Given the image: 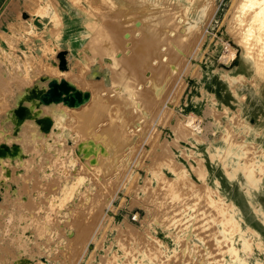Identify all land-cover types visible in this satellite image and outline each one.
Listing matches in <instances>:
<instances>
[{"label": "rangeland", "instance_id": "rangeland-1", "mask_svg": "<svg viewBox=\"0 0 264 264\" xmlns=\"http://www.w3.org/2000/svg\"><path fill=\"white\" fill-rule=\"evenodd\" d=\"M84 2L67 51L59 16L0 13V264H239L231 239L264 264V4L172 0L176 44L149 1ZM53 85L85 114L36 115Z\"/></svg>", "mask_w": 264, "mask_h": 264}, {"label": "bare ground", "instance_id": "bare-ground-1", "mask_svg": "<svg viewBox=\"0 0 264 264\" xmlns=\"http://www.w3.org/2000/svg\"><path fill=\"white\" fill-rule=\"evenodd\" d=\"M108 1V0H107ZM113 1H120V0H110V2H113ZM144 1H149V3H152L153 5H156L157 7L160 8V10L162 11V13L159 15V18H160V21L159 23L161 24V26L164 28V33L166 34L167 37V41L168 43H179L180 42H183V39H185L187 42L190 41L192 39V35L194 33V31L199 27V23L194 19L192 18L188 13L187 14H183V13H179L178 10H176V8H173L174 7V4H171L172 0H167L166 2L167 3H161L159 0H144ZM260 2V5L261 4H264V0H259ZM258 2V3H259ZM254 3L253 0H251V4ZM112 4V3H111ZM146 5V4H145ZM173 5V6H172ZM253 5V4H252ZM259 5V6H260ZM262 6V5H261ZM177 7V6H176ZM208 7V6H207ZM207 7L206 6H202V7H199L201 8L200 9V14H199V20H202L204 21L206 19V14H207ZM261 10V8H259ZM258 10V8H257ZM259 11V10H258ZM257 11V12H258ZM256 12V10H255ZM256 12V13H257ZM259 14L258 15H262L260 12H258ZM263 13V12H262ZM256 15V14H255ZM254 15V16H255ZM257 16V15H256ZM176 17V18H175ZM261 17V16H260ZM259 17V19H260ZM258 18V16L256 17V19ZM264 18V13H263V17ZM178 19V20H177ZM255 17H254V22H255ZM258 20V19H257ZM147 21V20H146ZM253 21V20H252ZM258 22H260V20H258ZM179 23L181 24V29H177V27L179 26ZM261 23V22H260ZM256 24V23H255ZM258 24V23H257ZM177 25V27H176ZM252 25V23H251ZM174 27L172 29H166L167 27ZM263 27V21H262V25H261V28ZM251 28V27H250ZM249 28V29H250ZM256 30V29H254ZM262 31V30H261ZM264 32V31H263ZM253 33L255 34V32H253V30L250 29V31L248 32L249 35H253ZM260 34V35H258ZM258 34L256 32V37L257 40L260 42V46H258V49L260 48V52L262 53L263 51V55H264V36H261V33L260 31H258ZM263 34V33H262ZM91 35V34H90ZM92 36V35H91ZM82 37V36H81ZM254 38V40H255ZM258 41H257V45H258ZM185 44V42H183ZM180 44V43H179ZM254 45V44H253ZM175 47V46H173ZM261 54V56H263ZM227 56V55H226ZM230 56V55H229ZM228 56V57H229ZM113 57V56H112ZM227 57V58H228ZM223 58V57H222ZM227 58L225 59L227 61ZM224 60V59H223ZM114 62H116L115 58H114ZM112 62V63H114ZM117 63V62H116ZM115 64V63H114ZM95 70V69H94ZM95 74V72H94ZM96 75V74H95ZM94 76V75H93ZM107 76V75H106ZM109 76V75H108ZM60 83V82H58ZM68 83V82H67ZM73 84V83H72ZM71 85V84H70ZM64 87H67V84L64 85ZM97 87V86H96ZM58 88L57 85H53L51 88H50V92L49 94H47V96L44 97V100L46 102V104L48 103L49 105V110L50 112H42V111H36V115H41L43 117H47L49 119H52L53 122H50L51 125H57L59 123H62V119L63 117H65V109L68 110H71L72 112L76 113V115H79L78 113H81L80 115H82V113H84V111L82 112V110L86 109V105H85V101H87V99L92 97L91 95H89L88 93L84 94V96H82L80 99H77L75 101H72L73 105H69V102L67 101V104L68 106L64 107H59L58 106V102H59V92H58ZM74 88V87H73ZM66 89V88H65ZM75 89V88H74ZM96 89V88H95ZM38 90V89H36ZM35 90V91H36ZM76 91V90H75ZM75 93V92H74ZM77 93V92H76ZM71 94V93H70ZM73 94V93H72ZM78 94V93H77ZM82 95V94H81ZM64 96V95H63ZM73 96V95H72ZM80 96V95H79ZM91 96V97H90ZM96 96V94H95ZM73 97H71L72 99ZM99 98V97H98ZM101 98V97H100ZM70 99V97L68 98ZM75 99V97H74ZM96 99V97H95ZM24 100V99H23ZM32 100V99H31ZM94 100V99H93ZM44 102V103H45ZM64 103L65 100H64ZM95 104V103H94ZM98 104V103H97ZM96 104V105H97ZM79 105V108L83 105H85L84 107H82V109L80 110L77 106ZM100 104H98L99 106ZM97 106V107H98ZM15 108V107H14ZM157 108V107H156ZM98 109V108H97ZM100 110V109H98ZM34 112V111H33ZM86 112V111H85ZM103 112V111H102ZM85 114V113H84ZM88 114V113H87ZM85 116V115H84ZM83 116V117H84ZM39 117V116H38ZM82 117V118H83ZM16 118V116H15ZM26 118V117H24ZM37 118V117H36ZM86 118V116H85ZM31 119V118H30ZM89 119V118H88ZM87 120V118H86ZM48 120H42L40 123H37L34 121H28V123L26 122L27 124V133L26 134H29L31 135L32 137V140L33 141H36L39 137V133H37L36 130H39V132H41V129L42 127L44 126H47L48 125ZM85 122V121H84ZM87 130V129H86ZM44 132V131H43ZM40 135H43L42 132ZM102 157V156H101ZM243 182V181H242ZM75 184H72L70 188H64L66 193H63L64 191L62 190V193H63V199L66 200L67 198H69V196L73 193V191L76 188V185H78V181L77 182H74ZM252 199L254 200V204L256 203V200L255 198L253 197V195L251 196ZM246 200V199H245ZM257 207V206H256ZM61 210V209H60ZM100 224V223H99ZM246 222L245 220L243 221V225L244 227L246 226ZM255 231V230H254ZM224 234V233H223ZM225 235V234H224ZM248 239V238H247ZM257 240L263 244L264 246V237L260 234L259 237L257 238ZM232 241V245L230 244H227V245H230V249L232 250V252L230 254H236L235 256H238V260H239V264H251V256H252V251L251 252H245L243 247L241 245H234V239H231ZM194 242V241H193ZM229 243V242H228ZM233 248V249H232ZM222 249V248H221ZM241 250L243 252H241ZM196 254L193 252V256H195ZM234 257V256H233ZM232 258V257H231ZM236 259V258H235ZM202 261V260H200ZM224 261V259H223ZM237 262V261H236ZM202 264H211L209 262V260L207 259V257H205V260L203 262H201ZM232 264V263H231Z\"/></svg>", "mask_w": 264, "mask_h": 264}, {"label": "crops", "instance_id": "crops-1", "mask_svg": "<svg viewBox=\"0 0 264 264\" xmlns=\"http://www.w3.org/2000/svg\"><path fill=\"white\" fill-rule=\"evenodd\" d=\"M85 2L84 0H9L7 6L11 12H20L22 16L34 19L37 23L42 22L41 17L50 18L52 14L53 17L59 16L60 19L59 17L58 19L62 23L64 31L61 36L62 48L67 51L68 44H76L77 41L81 40L79 34L80 31L84 30L86 24H92L90 23L91 13L86 12L84 8ZM8 14L10 12H6V21L10 17Z\"/></svg>", "mask_w": 264, "mask_h": 264}, {"label": "water", "instance_id": "water-1", "mask_svg": "<svg viewBox=\"0 0 264 264\" xmlns=\"http://www.w3.org/2000/svg\"><path fill=\"white\" fill-rule=\"evenodd\" d=\"M9 0H4V2L2 3L1 7H0V13L1 11L4 9L5 5L7 4Z\"/></svg>", "mask_w": 264, "mask_h": 264}]
</instances>
